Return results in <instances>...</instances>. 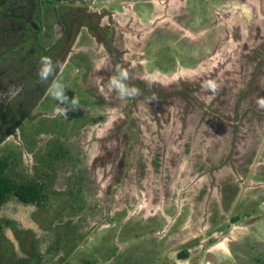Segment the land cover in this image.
I'll list each match as a JSON object with an SVG mask.
<instances>
[{
	"label": "rangeland",
	"instance_id": "obj_1",
	"mask_svg": "<svg viewBox=\"0 0 264 264\" xmlns=\"http://www.w3.org/2000/svg\"><path fill=\"white\" fill-rule=\"evenodd\" d=\"M117 1L116 39L127 49L114 51L148 94L115 92L105 107L112 53L81 28L53 81L70 79L73 95L89 90L100 116L81 109L50 142L53 117L40 115L0 144L12 157L6 174L43 177L47 195L35 208L13 196L0 206V221L12 220L0 264H264V0ZM90 70L107 83L99 95ZM47 99L37 108L50 113ZM32 124L42 130L31 134ZM59 141L70 148L63 159L50 154Z\"/></svg>",
	"mask_w": 264,
	"mask_h": 264
},
{
	"label": "flooded vegetation",
	"instance_id": "obj_2",
	"mask_svg": "<svg viewBox=\"0 0 264 264\" xmlns=\"http://www.w3.org/2000/svg\"><path fill=\"white\" fill-rule=\"evenodd\" d=\"M97 1L98 0H5L4 4L0 5L2 7L7 6V9L10 12L8 15L0 13V18L3 17L6 20L4 25L0 26V31L3 30L8 32L9 30H19V35H21L17 38L18 42L16 47H10L5 53L0 54V137L2 136L0 144L10 135H16L17 129L23 124V122L26 120H30L31 123L32 121L36 122L40 115L41 117L44 116L41 119L53 117L50 119L53 124L51 123L43 129L50 131L48 135L49 139L52 138L50 134L58 135L54 140L51 139L50 141L55 142L58 137L61 139L60 133L65 132L68 128L64 121L67 119L72 121L76 114L81 113V109L87 110L92 108L95 112L100 110L101 101L97 98L94 100H88L86 97L87 94L90 96V91L83 90L82 88H79V86L78 92L75 91V95H77L80 101L79 106L74 110H69L65 117L57 113L56 103L53 105L54 109L50 113H48L47 110L44 111L37 108L40 101L47 96L48 87L54 77H56L63 66H66L68 57L73 53L72 45L79 36L81 28L86 30L95 41L97 35L100 34L102 44H104L106 46L105 48L113 54L109 57L110 66H113V69L110 70L112 73L111 76L114 75L115 67L117 65L123 69L126 68L124 62H128V60L124 58L122 53L118 54V52H115V49H118L119 51L124 49L123 45H118L116 39L119 26L117 21L118 16L116 15L118 12H114V9H116L118 6L117 4H120V2L117 0H103V3H101L102 0ZM98 3L99 5L105 6V9L98 10L96 7ZM136 3H138V1H136L135 4ZM112 5L115 7H112ZM108 19L110 20L109 22ZM102 20L104 21L102 22ZM120 30L122 29L120 28ZM126 40L128 39L126 38ZM10 43L13 44V42ZM124 45V50H126V41ZM84 48L89 50L91 46L89 48L85 46ZM41 55L50 56L56 64V71L47 82H41L36 75L37 62ZM82 66L83 63L80 66L78 74H85V70ZM90 72L91 70L88 71L86 80L93 85L92 88L95 90L94 94H101V87L107 90V83L104 82L102 84L100 81H96L95 75H92ZM127 73V83L133 85L134 80L130 77L131 75L129 72ZM139 81V84L143 82ZM65 82L67 86V88H65V93L71 97L73 96V91L71 90L72 85L68 87L71 81L70 79H67L66 81H63V83ZM138 89L140 90L139 94L143 93V91H146V93L143 94H148V85L141 84ZM112 92V95L109 96L107 93L106 97L103 99L105 101V107L114 105L117 101V95H114L115 90L113 89ZM162 94L164 93L156 91V94L154 95L157 99H160L164 96ZM183 94H185V92H183ZM49 99L52 100V103L55 102L50 95ZM49 99H47V101H49ZM47 106H45V108ZM130 109L128 113H130ZM92 113H87V115H92L97 117V119L99 118L100 114H98V112L94 114ZM59 117L62 121L58 120ZM17 120L20 121L14 129V133L3 135V133L10 129ZM30 128L32 130L31 134L33 132L36 133L37 130H42L38 129L36 124H32ZM34 128L35 131L33 130ZM97 137L100 136L97 135ZM56 143L61 150L57 148L56 151H52L50 154L54 156L55 159L66 158L70 152V148L67 147V151V144L64 146L63 141ZM42 178L43 177H32L30 180L34 179L41 184L43 183L42 192L46 195L45 184L42 181ZM30 204L34 208L41 205L35 203ZM6 225H2L3 230ZM28 228L29 227L26 229ZM29 230L31 229L29 228ZM18 249L20 248L18 247ZM23 253H25V251H23Z\"/></svg>",
	"mask_w": 264,
	"mask_h": 264
},
{
	"label": "trees",
	"instance_id": "obj_3",
	"mask_svg": "<svg viewBox=\"0 0 264 264\" xmlns=\"http://www.w3.org/2000/svg\"><path fill=\"white\" fill-rule=\"evenodd\" d=\"M5 0H0V5L4 4ZM19 30H9L8 32L0 31V54L5 53L10 47H16L18 39L21 35H19ZM3 38V39H1ZM4 40V41H2ZM10 42H13L11 44ZM182 87H184L182 85ZM189 90V88H188ZM191 91V90H189ZM20 120H17L14 125L11 126L10 129L6 130L3 135H7L10 133H14L15 127L18 125ZM2 136L0 137L1 142ZM12 161V157L9 154H0V205H2L8 196L15 197L18 201L24 204L35 203L40 205L43 200L46 198V195L42 192V186L37 180H30V181H17L6 174V169L10 166ZM12 225V221L9 219H4L0 221V246L2 242V225ZM36 247V245L34 244ZM37 255H34L36 262L39 261V257L41 254L37 248ZM181 257H187L188 253L186 249H183L179 252ZM86 261V260H85Z\"/></svg>",
	"mask_w": 264,
	"mask_h": 264
},
{
	"label": "clouds",
	"instance_id": "obj_4",
	"mask_svg": "<svg viewBox=\"0 0 264 264\" xmlns=\"http://www.w3.org/2000/svg\"><path fill=\"white\" fill-rule=\"evenodd\" d=\"M56 71V64L53 59L48 55H41L37 62L36 75L41 82H47ZM128 73L119 65L115 67L114 75L110 78V85L115 90L120 98H132L139 94V89L134 85L127 83ZM203 86L212 91H215L218 85L213 80H205ZM67 86L60 80H54L48 87V94L53 98L56 103V111L58 114L66 116L69 110H74L79 106V98L75 95L69 97L65 93ZM257 104L260 109H264V98H258Z\"/></svg>",
	"mask_w": 264,
	"mask_h": 264
},
{
	"label": "crops",
	"instance_id": "obj_5",
	"mask_svg": "<svg viewBox=\"0 0 264 264\" xmlns=\"http://www.w3.org/2000/svg\"><path fill=\"white\" fill-rule=\"evenodd\" d=\"M141 1H143V2H146V1H144V0H141ZM159 1V0H158ZM172 1V3H173V0H171ZM176 1V4L177 5H179L180 4V2H182V0H175ZM174 1V2H175ZM127 3H129L130 4V2L129 1H126ZM141 9V8H140ZM146 13V12H145ZM146 17H148V16H146Z\"/></svg>",
	"mask_w": 264,
	"mask_h": 264
},
{
	"label": "bare ground",
	"instance_id": "obj_6",
	"mask_svg": "<svg viewBox=\"0 0 264 264\" xmlns=\"http://www.w3.org/2000/svg\"><path fill=\"white\" fill-rule=\"evenodd\" d=\"M141 1V0H140ZM98 2V1H97ZM40 5V4H39ZM63 7V6H62ZM142 7V6H141ZM67 13V12H66ZM150 17V16H149ZM44 43V42H43ZM32 52V51H31ZM205 74H207V72H205Z\"/></svg>",
	"mask_w": 264,
	"mask_h": 264
}]
</instances>
